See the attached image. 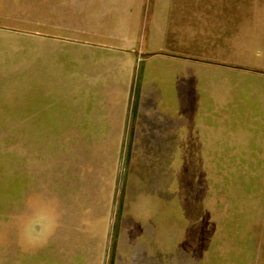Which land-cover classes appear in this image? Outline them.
<instances>
[{"label": "crops", "instance_id": "crops-1", "mask_svg": "<svg viewBox=\"0 0 264 264\" xmlns=\"http://www.w3.org/2000/svg\"><path fill=\"white\" fill-rule=\"evenodd\" d=\"M246 7L245 0H131L125 18L114 7L93 16L109 20L106 30L82 29L85 41L49 51L65 55L66 96L21 100V119L40 121L21 192L35 199L25 228L49 241L56 262L71 264L72 247L80 264L174 262L168 253L177 178L169 164L157 163L159 153L229 151L264 134L254 124H231L264 120L260 81L247 80L253 65L243 58L264 25L252 17L247 28ZM122 152L132 168L123 187Z\"/></svg>", "mask_w": 264, "mask_h": 264}, {"label": "rangeland", "instance_id": "rangeland-1", "mask_svg": "<svg viewBox=\"0 0 264 264\" xmlns=\"http://www.w3.org/2000/svg\"><path fill=\"white\" fill-rule=\"evenodd\" d=\"M130 1L0 0V264L63 263L56 262L49 241L40 243L25 228L32 223L30 213L35 199L21 192V169L25 164L29 166L25 169L32 170L36 146L32 130L40 121L21 119V100L49 95L64 98L65 55L49 51L71 46L69 39L85 41L82 29L106 30L109 20L93 16L101 8L114 7L121 8L120 15L125 18L123 11ZM245 1L247 28L258 17L264 25V0ZM261 33L258 46H248L243 58L253 65L246 71L247 80L260 81L255 84L260 83L258 93L264 98V32ZM37 34L51 35L63 42L40 39ZM246 34L247 44L254 45V37L249 36L254 33L247 29ZM8 114L18 116L4 117ZM236 121L243 130L254 124V130L264 132V120H231V124ZM23 128L31 134H21ZM254 139L257 141L248 140L229 151L159 153L157 163L169 164V176L177 178L173 189L177 206L171 209L170 216V227L175 226L168 253L170 258L174 256V262L170 264H264V134ZM64 154L59 152L57 156L65 160ZM125 156L122 152V187L132 173ZM158 169L162 171L163 167ZM118 225L117 221L110 239L118 233ZM21 240L25 244L23 254ZM76 249L72 247L75 255L71 264H80Z\"/></svg>", "mask_w": 264, "mask_h": 264}]
</instances>
